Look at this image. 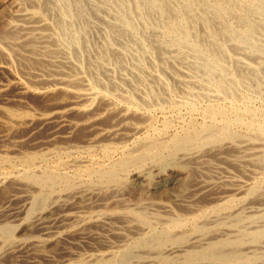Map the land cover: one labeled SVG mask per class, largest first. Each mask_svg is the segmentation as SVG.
I'll list each match as a JSON object with an SVG mask.
<instances>
[{
  "label": "rangeland",
  "instance_id": "obj_1",
  "mask_svg": "<svg viewBox=\"0 0 264 264\" xmlns=\"http://www.w3.org/2000/svg\"><path fill=\"white\" fill-rule=\"evenodd\" d=\"M53 1L0 0V264H264V79L240 86L236 103L214 94L196 103L186 87L203 73L179 68L158 16L143 26L135 18L129 31L115 6L121 0H84L76 15ZM263 34L253 36L262 50ZM242 48L239 58L254 68L247 75L257 78V57L251 64L254 56ZM216 105L232 118L258 112L257 124L247 128L245 116L232 137H221L223 119L206 113ZM197 133L199 141L177 146L178 138ZM160 171H169L168 180L154 179ZM147 176L159 183L157 191L140 180ZM49 222L63 228L55 250L40 232Z\"/></svg>",
  "mask_w": 264,
  "mask_h": 264
},
{
  "label": "bare ground",
  "instance_id": "obj_2",
  "mask_svg": "<svg viewBox=\"0 0 264 264\" xmlns=\"http://www.w3.org/2000/svg\"><path fill=\"white\" fill-rule=\"evenodd\" d=\"M51 1V0H50ZM57 1V0H56ZM55 1V2H56ZM59 1V0H58ZM64 1L65 4V11L67 14H72V12H74V10H76V14L81 10V5L79 8L80 3L82 4V2L84 0H62L61 2ZM102 1V0H101ZM178 1L182 2L181 6H177L176 3ZM36 2V1H35ZM54 1L52 0V3ZM60 2V3H61ZM112 2H115L112 0ZM120 2V1H119ZM51 3V2H50ZM101 3V2H100ZM116 3V2H115ZM88 5V3H86ZM110 4V3H109ZM117 4V3H116ZM86 5V6H87ZM115 5V4H114ZM64 6V5H62ZM92 6V5H91ZM112 6V5H111ZM116 7L119 8L118 11H120L122 13V24L123 26L129 30V31H135L136 30V21L135 18L138 17V23H140L139 21H141V25L143 26V23H145L146 25L150 23V20L153 19L154 16H158V19L156 21V26L159 27L160 29H164L163 33L164 36L163 38L168 40L170 43H172V47L173 49H175V52H177L178 56H176L179 62L177 63L178 66L179 64H183V65H187L188 64L191 66H193L195 69V71L200 70L203 73V77L201 82H193L187 85V89H186V95L189 97V99H192L194 101H200L202 98L204 97H209V98H217L218 100L221 98H230V100H232L234 103L237 102L238 98H237V94L238 89L240 86H243V84H246L248 87L252 86L254 84L257 83L258 80H262L264 79V48L263 50L260 49V47L258 46V44H256L253 41V36L257 33V31L264 29V0H121V4L115 5ZM114 6V7H115ZM47 8V7H46ZM83 8V7H82ZM86 8V7H85ZM105 8V7H104ZM113 8V7H112ZM96 10V9H95ZM115 10V9H114ZM92 11V10H91ZM90 11V13H92ZM117 11V10H116ZM75 12L73 14H75ZM83 12V11H82ZM81 12V13H82ZM85 12V11H84ZM80 13V12H79ZM78 13V14H79ZM80 13V14H81ZM57 14V13H56ZM75 14V15H76ZM85 13H83L82 15H79L78 17L83 16ZM4 15V14H3ZM66 16V15H65ZM97 16V15H96ZM99 16V15H98ZM112 16V15H111ZM118 16V15H117ZM62 17V16H61ZM83 18V17H82ZM113 18V17H112ZM120 20V17H118ZM114 20V19H113ZM258 20V21H257ZM63 21V20H61ZM86 22V21H85ZM90 22V21H88ZM63 23V22H62ZM61 26V29H64L65 26H63L61 23H59ZM107 24V23H106ZM154 24V25H155ZM87 25V24H86ZM121 25V24H120ZM119 25V26H120ZM150 25V24H149ZM119 26L117 25L116 27L119 28ZM110 27V26H109ZM114 28V26H112ZM111 27V28H112ZM115 27V28H116ZM238 27H241V29H239ZM68 28V26H67ZM112 28V29H113ZM114 28V30H116ZM121 28V27H120ZM141 28V27H140ZM75 29V28H74ZM142 29V28H141ZM151 29V28H150ZM155 29V28H154ZM69 30V29H68ZM122 30V29H121ZM126 30V31H127ZM143 30V29H142ZM141 30V32H142ZM156 30V29H155ZM202 30V32H201ZM54 31V30H53ZM118 31V30H116ZM120 31V30H119ZM124 31V30H123ZM121 32V33H125V32ZM144 31V30H143ZM147 31V30H146ZM152 31V29H151ZM158 31V30H157ZM157 31H154L155 33ZM110 32V31H109ZM120 32H116L117 35H119L118 33ZM137 33L139 32L138 30L136 31ZM150 33V32H149ZM160 33V31L158 32ZM162 33V32H161ZM154 34V33H153ZM123 35V34H122ZM121 35V36H122ZM128 35V33L126 34ZM131 35V34H130ZM134 35V34H132ZM139 35V34H137ZM146 35L147 32H145L144 37H148ZM260 35V34H259ZM264 35V34H263ZM262 35V36H263ZM116 36V35H114ZM120 36V37H121ZM155 36V34H154ZM159 36V34H158ZM157 36V37H158ZM262 36L260 38H262ZM111 37V36H110ZM117 37V36H116ZM119 37V38H120ZM130 37V36H128ZM150 37L152 38L153 36L150 35ZM149 37V38H150ZM161 37V36H160ZM160 37L156 38V36L154 38H156V40H158ZM122 38V37H121ZM142 38V37H141ZM147 38V39H149ZM162 38V39H163ZM73 39V38H72ZM87 39V38H86ZM123 39V38H122ZM135 39V38H134ZM161 39V40H162ZM84 40V39H83ZM117 40V38H116ZM123 40H126L125 38ZM128 40V39H127ZM130 40V38H129ZM133 41V39H131ZM145 40V39H144ZM155 39H149L148 41H152ZM255 40V39H254ZM74 43L78 44L77 40L73 39ZM79 41V39H78ZM135 41V40H134ZM138 41H140L138 39ZM165 41V40H163ZM260 41V40H259ZM84 42V41H83ZM128 43V41H126ZM131 42V41H130ZM137 42V41H136ZM143 42V41H142ZM149 42V43H150ZM206 42V43H205ZM235 43V46L230 47L229 43ZM256 42H258L256 40ZM81 43V42H80ZM85 43V42H84ZM117 43V42H116ZM124 45L125 42H122ZM148 43V42H147ZM148 43V44H149ZM158 43V42H156ZM75 44V45H76ZM82 44V43H81ZM133 44H138L137 43H133ZM140 42L138 44V48H140ZM80 45V44H79ZM78 45V46H79ZM112 45V44H111ZM128 45V44H127ZM143 45V44H142ZM141 45V46H142ZM150 45V44H149ZM160 49L157 50H161V52H163L164 50V46L162 45V42H160ZM169 45V44H168ZM171 45V44H170ZM259 45H262L259 43ZM264 45V44H263ZM73 46V45H72ZM85 46V45H84ZM123 46V45H121ZM136 46V45H135ZM153 46L155 47V45L153 44ZM158 46V45H157ZM246 46L249 54H251L252 58L246 57V59L250 58L249 61H251V64H253L252 62H255L256 59L255 57H257V62L256 64H258V68L255 69V72L257 74V78L255 77L254 79H250L247 75V69H251L248 68V64L246 62H243L240 58L239 55L241 54V52L244 50L242 47ZM75 47V46H74ZM83 47V45H82ZM81 47V48H82ZM87 47V46H86ZM130 47V46H128ZM132 47V46H131ZM144 47V46H143ZM146 47V46H145ZM150 47V46H149ZM148 47V48H149ZM168 47V46H167ZM171 46H169L170 48ZM171 47V48H172ZM133 48V47H132ZM131 48V49H132ZM137 48V49H138ZM151 49H155L153 47H150ZM159 48V47H158ZM170 48V49H171ZM101 49V48H100ZM125 49V48H124ZM166 49V48H165ZM169 49V50H170ZM75 50V49H74ZM73 50V51H74ZM121 50V49H120ZM133 50V49H132ZM141 50V48H140ZM150 50V49H149ZM168 50V51H169ZM81 52V50H79ZM84 51V50H83ZM105 51V50H103ZM134 51V50H133ZM156 51V52H159ZM171 53L173 52V50H170ZM246 51V50H245ZM72 52V51H71ZM87 52V51H85ZM90 52V51H89ZM97 53V51H95ZM117 52V51H116ZM120 52V51H119ZM118 52V53H119ZM138 52V51H137ZM141 52V51H140ZM151 52V51H150ZM156 52H153L156 54L157 57H164V59H168L167 55L170 53H168L167 55L164 54V52L161 54H157ZM166 52V51H165ZM186 52L188 53V56L185 55ZM105 54V52H102V54ZM136 53V52H135ZM139 53V52H138ZM144 53V52H142ZM246 53V52H245ZM245 53L243 52V54L245 55ZM248 53V52H247ZM87 54V53H86ZM91 54V52H90ZM113 54L114 51H113ZM137 54V53H136ZM140 54V53H139ZM146 54V53H145ZM243 54H241L242 56H244ZM74 55V54H73ZM92 55V54H91ZM166 55V58H165ZM170 55V54H169ZM107 57V55H105ZM104 56V57H105ZM117 56V55H115ZM123 56V54H122ZM132 56V55H130ZM155 56V57H156ZM79 57V56H76ZM124 57V56H123ZM122 57V58H123ZM136 57V56H135ZM144 57V56H143ZM146 57V56H145ZM175 56H172V58ZM75 58V57H74ZM94 58V57H93ZM98 58V57H97ZM117 57H115L116 59ZM118 58L120 59V55H118ZM171 58V57H170ZM245 58V57H244ZM255 61H254V59ZM89 59V58H88ZM102 59V58H101ZM138 59V58H136ZM145 59V58H144ZM160 59V58H159ZM166 59V62H168V60ZM253 59V60H251ZM104 60V59H103ZM106 60V59H105ZM109 60V58H108ZM113 60V58H112ZM121 60V59H120ZM124 60V58L122 59ZM150 60V59H149ZM161 60V59H160ZM107 61V60H106ZM110 61V60H109ZM116 62H120L117 60H114ZM159 61V60H158ZM173 60H171L172 62ZM248 61V60H247ZM81 62V61H80ZM161 62H163V59L161 60ZM165 62V61H164ZM165 62V63H166ZM175 62V61H173ZM88 63V62H87ZM97 63V62H96ZM107 63V62H106ZM169 63V62H168ZM98 67H99V61H98ZM110 64V62H109ZM120 65V63H118ZM157 64H160L159 62ZM164 64V63H163ZM162 64V65H163ZM167 64V63H166ZM170 64V63H169ZM255 64V63H254ZM93 65V64H92ZM91 65V66H92ZM101 65H104L101 63ZM100 65V66H101ZM118 65V66H119ZM108 66V65H107ZM113 66V65H112ZM122 66V65H121ZM125 65L123 64L122 67H124ZM134 66V65H133ZM142 66V65H139ZM139 66H137V70L140 71L138 68H140ZM153 66V64H152ZM155 66V64H154ZM161 68H160V67ZM166 66V65H165ZM167 66H169L167 64ZM189 66V67H190ZM90 67V66H89ZM93 67V66H92ZM91 67V68H92ZM95 67V65H94ZM93 67V68H94ZM97 67V66H96ZM95 67V68H96ZM103 67V66H101ZM144 67V66H143ZM149 67V65H148ZM158 67L160 69L164 70L167 67L158 65ZM188 67V70H190ZM254 67V66H253ZM257 67V66H256ZM92 68V69H93ZM100 68V67H99ZM170 68V67H168ZM172 68V67H171ZM180 68V66H179ZM184 68V70H186V67H181ZM186 68V69H185ZM192 68V67H191ZM97 69V68H96ZM121 69V68H120ZM127 69V68H126ZM142 69V68H140ZM154 69V67L151 68V71ZM192 69V70H193ZM94 70V69H93ZM98 70H101L98 69ZM117 70V68H116ZM130 70V69H129ZM143 71H145L144 69H142ZM150 70V69H149ZM170 70V69H168ZM187 70V71H188ZM254 71V68L251 69ZM105 71V70H103ZM154 71V70H153ZM171 71V70H170ZM177 71V70H175ZM174 71V72H175ZM180 71V72H179ZM253 71L249 70V73L252 72L251 74H253ZM93 72V71H92ZM96 73H98L97 71H95ZM101 72V71H100ZM142 72V71H141ZM160 72H167L165 71H161ZM169 72V71H168ZM174 72L172 74H174ZM180 74L182 73L181 70L178 69V71ZM190 72V71H189ZM198 72V71H197ZM144 73V72H142ZM145 73H150V71L145 72ZM163 73V74H164ZM192 73V72H191ZM196 73V72H195ZM132 74V73H131ZM155 74V72H154ZM166 74V73H165ZM255 74V75H256ZM96 75V74H95ZM102 75V74H100ZM105 75V74H104ZM103 75V76H104ZM151 75V74H150ZM150 75H147L150 76ZM171 75V74H169ZM185 75V74H184ZM188 73L186 74L187 77ZM195 75V74H194ZM193 75V76H194ZM107 76V75H106ZM120 76V75H119ZM124 76V75H123ZM136 76V75H135ZM153 76V75H152ZM156 76V75H155ZM158 76V75H157ZM156 76V77H157ZM175 76V74H174ZM190 78H193L192 76L188 75ZM197 76V75H196ZM252 76V75H251ZM151 77V76H150ZM177 77V76H176ZM183 77V78H186ZM187 77V79L189 78ZM195 77V76H194ZM94 78V76H93ZM138 78V77H137ZM135 78V79H137ZM142 78V77H141ZM172 78V77H171ZM178 78V77H177ZM181 78V76H180ZM179 78V79H180ZM189 78V79H190ZM200 78H201V74H200ZM253 78V77H251ZM112 79V78H111ZM156 79V78H155ZM155 79L152 78V80L154 81ZM159 79V78H158ZM173 79V78H172ZM176 79V78H175ZM174 79V80H175ZM178 79V80H179ZM195 79H199V78H195ZM139 80V79H137ZM143 80L138 81L139 83L143 84ZM177 80V81H178ZM260 80V81H261ZM123 81V80H122ZM126 81V80H125ZM151 81V80H150ZM149 81V82H150ZM152 81V83H153ZM157 81V79H156ZM161 81V80H160ZM177 81L175 80V84H177ZM198 81V80H197ZM97 82V80H96ZM100 82V81H99ZM112 82V81H111ZM135 82V80H134ZM164 82V80H163ZM180 82V81H178ZM182 82V81H181ZM180 82V83H181ZM187 82V80H186ZM191 82V81H190ZM101 85L99 86H104V84H102V82H100ZM155 83V82H154ZM159 83V81H158ZM165 83V82H164ZM185 83V82H184ZM182 82V84H184ZM261 83V82H260ZM99 84V83H97ZM115 84V83H114ZM130 84V81H129ZM137 84V83H135ZM151 84V83H150ZM162 84V83H161ZM173 84V83H172ZM195 84H200L198 86H201L203 88L202 91H196ZM118 85V84H117ZM123 85V84H122ZM144 85V84H143ZM146 85V84H145ZM149 85V84H148ZM167 85V84H166ZM193 85V86H191ZM96 86V85H95ZM98 86V85H97ZM112 86V85H111ZM125 86V85H124ZM134 86V85H133ZM140 86V85H139ZM165 86V85H162ZM245 86V85H244ZM257 86V85H256ZM259 86V84H258ZM94 87V86H93ZM116 87V86H115ZM132 87V86H131ZM145 87V86H143ZM152 87V86H151ZM160 87V86H159ZM181 87V86H179ZM118 88V86L116 87V89ZM136 88V87H135ZM150 88V87H149ZM147 87V89H149ZM155 88V87H154ZM165 88V87H164ZM200 88V87H199ZM245 88V87H244ZM255 88V87H254ZM96 89V88H95ZM121 89V88H120ZM134 89V88H133ZM132 89V90H133ZM138 89V87L136 88ZM141 89V88H140ZM180 89V88H178ZM197 89V88H196ZM242 89V88H241ZM247 89V88H246ZM249 89V88H248ZM247 89V90H248ZM253 89V88H251ZM250 89V90H251ZM262 89V88H261ZM94 90V89H93ZM101 90V88H100ZM156 90V89H155ZM260 90V89H259ZM97 91V89H96ZM95 91V92H96ZM111 91V90H110ZM137 91V90H136ZM140 91V90H139ZM143 91V89H142ZM140 91V92H142ZM180 91H182V88L180 89ZM184 91V90H183ZM207 91V92H205ZM256 91V89H255ZM98 92V91H97ZM124 92V91H123ZM122 92V93H123ZM128 92V91H127ZM148 92V91H147ZM152 93V90L150 91ZM165 92V90H164ZM242 92V91H241ZM246 92V91H245ZM258 92V90H257ZM114 93V92H113ZM143 93H145L143 91ZM150 93V94H151ZM166 93V92H165ZM170 93V92H168ZM184 93V94H185ZM243 93V92H242ZM241 93V94H242ZM256 93V92H255ZM135 94V92H134ZM149 94V96H151ZM164 94V93H163ZM182 94V95H184ZM212 94H214L215 97H210ZM258 94V93H257ZM136 95V94H135ZM142 95V93H141ZM140 95V96H141ZM240 95V94H239ZM243 95V94H242ZM247 95V94H246ZM261 95V94H260ZM264 95V94H263ZM120 96V94H119ZM122 96V95H121ZM120 96V97H121ZM144 96V94H143ZM147 96V95H145ZM155 96V95H154ZM186 96V97H187ZM118 97V94L117 96ZM126 97V96H125ZM138 97V96H137ZM142 97V96H141ZM158 97V96H157ZM162 97V96H161ZM171 97V96H170ZM185 97V96H184ZM128 98V97H127ZM126 98V100H128ZM133 98V97H132ZM131 98V99H132ZM215 98V99H216ZM242 97L240 96V99ZM247 98V97H246ZM157 99V98H156ZM168 99V98H167ZM167 99H165L167 101ZM205 99V98H204ZM207 99V98H206ZM244 99V98H242ZM141 100V99H140ZM143 100V99H142ZM145 100V98H144ZM173 99H171L172 102ZM186 100H188L186 98ZM191 100V103H192ZM248 100V99H247ZM246 100V101H247ZM147 101V100H146ZM244 101V100H243ZM160 102V100H159ZM175 102V101H174ZM228 102V101H227ZM245 102V101H244ZM133 103V100H132ZM156 103V102H155ZM154 103V104H155ZM180 103V102H179ZM183 103H187V102H183ZM221 103V102H220ZM225 103V102H224ZM239 103V102H238ZM237 103V104H238ZM135 104V103H134ZM178 104V103H177ZM231 104V103H230ZM242 104V103H240ZM159 105V104H158ZM190 106V105H189ZM238 108V106L236 107ZM237 110V109H236ZM206 113H208L211 117H220L223 119V126L220 129V136L221 137H228L233 135V131H232V127L234 124L237 123H242L243 122V118L246 116L248 118V122L246 123L247 128H254L257 124V118H258V112L255 111H251V110H244L243 112H233L234 118H232V112L230 110H226L224 108H222L221 106H214L209 108ZM246 119V118H245ZM214 121V120H213ZM263 124V123H262ZM217 125V124H216ZM244 125V124H243ZM259 126V125H258ZM213 128V127H212ZM219 129V128H218ZM204 131H207V133H211L212 129H204ZM202 131V130H201ZM203 133V132H202ZM205 133V132H204ZM216 133V131H215ZM212 134V133H211ZM208 135V134H207ZM217 135V133H216ZM200 133H197L195 135H192L189 137H180L178 138L179 141L177 142V146H185L187 144L192 143V141L197 142L200 139ZM213 136V135H212ZM215 136V135H214ZM219 136V135H218ZM175 137V136H174ZM217 137V136H216ZM257 138V137H256ZM172 139V138H171ZM177 140V138H176ZM153 143V142H152ZM176 143V142H175ZM150 144V143H149ZM145 146V145H144ZM150 148V147H149ZM153 148V147H152ZM145 149V148H144ZM148 151V150H147ZM159 152L157 149H153L151 151V155L152 156H157L159 155ZM262 154V162H264V150L262 152H260ZM255 154V153H254ZM149 155V154H148ZM150 155V156H151ZM146 158V157H145ZM140 160V159H139ZM141 161V160H140ZM258 161V160H257ZM260 161V159H259ZM256 162V161H255ZM31 163V162H30ZM121 164V163H120ZM259 164H261L259 162ZM258 164V165H259ZM264 164V163H262ZM261 164V166H262ZM31 165V164H30ZM58 166V165H57ZM113 172V171H112ZM109 173L108 175H113V173ZM168 172L165 171H160L159 173H157V175L154 177L158 178V179H165L167 178L168 180ZM107 173V172H106ZM103 176V175H102ZM109 177V176H108ZM57 178V177H56ZM140 180L145 181L147 183V190L151 193L157 191L156 189L158 188V184L159 183H152V179L147 176V177H142L140 178ZM51 180L47 181V185L50 187V183L55 184L54 182H56L55 180L53 182H51ZM46 182V181H45ZM49 182V183H48ZM241 184V183H240ZM242 185V184H241ZM243 186V185H242ZM46 187V186H45ZM239 189H241L239 187ZM237 189V190H239ZM258 189V188H257ZM45 190V189H44ZM242 190V189H241ZM256 190V189H254ZM112 209H114L112 207ZM116 209V208H115ZM133 215V214H132ZM138 220H140L143 223H147V219L144 215L140 214L137 216ZM134 218V216H133ZM57 220V219H56ZM58 222V221H57ZM60 222V221H59ZM176 223L174 224L175 226L179 225V221H175ZM61 223V222H60ZM83 222H81L80 224L76 225V229L79 230L81 228V224ZM173 223V222H172ZM181 223V222H180ZM52 224V223H51ZM56 224V223H55ZM58 225V224H57ZM60 225V224H59ZM67 225V224H66ZM148 225V224H147ZM172 226V225H171ZM64 227V226H63ZM67 227V226H66ZM65 227V228H66ZM61 229H63L62 227H60ZM60 228H55L54 226L50 225L49 223H42L40 226V232L42 233V235H45L48 237V242H47V248L49 250H52L53 244H56L57 242V238L61 235L59 229ZM79 234L82 233L81 231H78ZM7 234H9V232L6 231ZM256 233V232H255ZM254 233V234H255ZM10 235V234H9ZM260 235V234H259ZM241 244V243H240ZM51 246V249H50ZM57 246V245H55ZM54 248V247H53ZM55 250V248H54ZM206 254V253H205ZM210 254V253H209ZM234 254V253H233ZM236 258V257H235ZM192 263V262H191ZM255 264V263H254Z\"/></svg>",
  "mask_w": 264,
  "mask_h": 264
}]
</instances>
